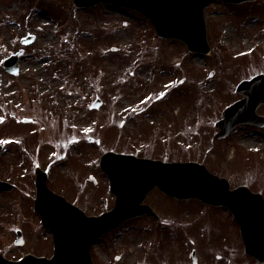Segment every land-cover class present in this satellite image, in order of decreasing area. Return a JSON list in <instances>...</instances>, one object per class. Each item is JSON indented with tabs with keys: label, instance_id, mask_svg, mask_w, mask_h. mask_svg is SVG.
I'll return each instance as SVG.
<instances>
[{
	"label": "rangeland",
	"instance_id": "obj_1",
	"mask_svg": "<svg viewBox=\"0 0 264 264\" xmlns=\"http://www.w3.org/2000/svg\"><path fill=\"white\" fill-rule=\"evenodd\" d=\"M204 16L210 52L196 54L178 40L158 37L146 17L124 7L78 8L71 0H0V142L5 147L0 178L12 170L24 172L25 157L43 165L57 163L50 167V181L53 171L73 173L72 178L57 181L71 183L81 193L95 188L99 194L88 198L97 201L85 203L86 195H80L79 206L87 213L99 212L107 195L108 207L111 203L110 193L104 195L101 187V181L107 184L99 169L101 154L107 149L137 152L152 147L155 157L202 162L232 186L249 184L264 193V126L241 124L223 141L212 142L214 121L239 97L234 90L237 82L264 72V0L238 5L213 0ZM27 34L33 40L21 44ZM19 48L23 55L14 76L4 70L2 60ZM96 97L101 102L93 108ZM257 111L264 115V105ZM24 118L30 121L22 122ZM94 171L96 184L88 177L95 176ZM152 192L146 201L158 210L162 223L141 218L121 225L94 246V264H109V259L112 264H172L160 256L169 245L163 241L173 231L158 228L164 226L163 220L190 222L191 235L198 241L206 234L193 231L207 225L209 214L211 220L218 218L201 201ZM8 197L2 195L0 203L7 204ZM221 225L233 239L232 224ZM176 231L174 242L183 235ZM142 236L148 242L152 236L147 252L156 243L161 250L140 259L136 250ZM110 238L121 250L108 246ZM121 252L129 255L115 261L112 255ZM176 252V247L170 249L174 257ZM220 253L224 255V250ZM201 264L224 262L212 254Z\"/></svg>",
	"mask_w": 264,
	"mask_h": 264
},
{
	"label": "water",
	"instance_id": "obj_2",
	"mask_svg": "<svg viewBox=\"0 0 264 264\" xmlns=\"http://www.w3.org/2000/svg\"><path fill=\"white\" fill-rule=\"evenodd\" d=\"M208 1L210 0H73V3L77 7H83L99 2H109L138 10L152 21L159 36L179 38L190 50L206 52L208 45L205 38L203 8ZM31 38L24 37L21 42L28 43ZM21 52L19 50L4 59V67L7 71L17 74L18 55ZM237 91L241 92L244 98L223 111V118L216 123L220 129V136L225 135L234 125L241 122L264 124V117L255 112L256 107L261 102L264 103V74L260 73L250 80L241 81ZM98 103L99 101L96 100L94 106ZM101 166L108 172L112 181L111 189L117 195L114 208L95 217H85L81 212L80 218L74 225V231L70 234L73 241L70 240L71 242L64 244L63 256L61 242L57 240L59 226L56 222L48 220L50 209L37 207L46 217L48 225L54 228L56 237L54 257L43 260L39 264H91L88 249L100 234L128 216L145 210L150 212L148 207H145L146 209L141 208L142 206L130 207L122 201V195L128 189L136 191V199L133 202L136 205L139 204L146 190L156 184L166 194L179 199L197 197L208 203L223 204L229 207L237 218H240L244 212L254 214L264 212V201L259 194L250 192L244 186L230 191L224 178H218L209 173L203 165L195 162L165 163L109 151L102 156ZM124 179H137L141 184L135 183L136 185L129 188L122 183ZM4 185L0 182V187ZM43 188H45L43 183L38 182V193ZM243 226L250 228V226ZM246 242L253 248L255 242L253 239ZM16 264H25V261L22 260Z\"/></svg>",
	"mask_w": 264,
	"mask_h": 264
},
{
	"label": "flooded vegetation",
	"instance_id": "obj_3",
	"mask_svg": "<svg viewBox=\"0 0 264 264\" xmlns=\"http://www.w3.org/2000/svg\"><path fill=\"white\" fill-rule=\"evenodd\" d=\"M225 138L219 140L213 139L212 142H220ZM22 162L26 165L23 167L25 168V171L18 174L12 170L10 176L5 178L13 185L12 188L0 191V197L2 195L6 197L9 195V197L6 198L8 202L7 204L0 203V258L2 257L5 260L15 261L23 258H47L52 255V234L42 224L40 215L35 212L37 185V176L35 174L36 166L35 168L34 166L32 167V164L27 157H25ZM53 174L54 176H52L51 181L50 176H46V183L49 188L64 196L68 201L73 203V205L78 206L79 208L80 206H83L80 200L81 193L74 190L71 183L57 181V179L64 178L63 175L57 171H53ZM5 179L0 178V180ZM48 196L49 195H47V197ZM83 201L87 203L92 200L86 195ZM57 204L61 205V203ZM205 206L212 208V213H216L214 217L218 218L211 220L212 215L208 213L209 219H206L207 225L203 228L194 230L193 232L195 234L197 231L201 234L205 233L206 236L202 238V240L196 241L191 235L193 227L188 225L190 222L185 221V224L180 226V230L178 231V233L183 235L176 237V239L180 240L179 242H176L178 245L174 242L173 238L175 236L173 233H170L169 237L163 241V245L169 244L167 246V251L161 252L160 256H167L166 258L173 261L172 264H201V259L211 257L212 254H214L217 259L223 260L224 264H264V261L260 262L254 256L246 252L242 236L241 221L235 220L231 213L222 206ZM1 208H4V212L8 213H3L1 215ZM106 209H108V204ZM72 214L73 217H75L73 212ZM63 215L64 212L62 211L60 216L66 221L68 218ZM3 216L4 218L1 219ZM221 218L225 221H221ZM2 220H5V222H2ZM160 222L162 223V221L157 220L155 223ZM223 222H229L232 224L233 239L228 238L226 232L223 231L221 225ZM249 223L253 224L254 221H249ZM161 227L163 226H158V228ZM113 231L114 230H111L108 234H111ZM141 232L144 233V230H141ZM250 232L258 233L259 230L254 229ZM139 241H141L140 247L136 251L140 259H143L146 255L149 257V255H153L156 252V249L160 251L162 248L161 244L157 243L155 248L147 252V250L150 249V240L148 242L146 236H142V239ZM142 242L145 243V246L141 244ZM171 243L172 245H170ZM108 246L110 248L114 247L116 250H121L114 244H111V238L108 240ZM172 247L177 248L176 257L170 255V249ZM222 250H224V255L220 253ZM124 255H129V253L121 252V257ZM118 258L119 257L117 256L116 259ZM161 263L167 264L164 261H161Z\"/></svg>",
	"mask_w": 264,
	"mask_h": 264
}]
</instances>
